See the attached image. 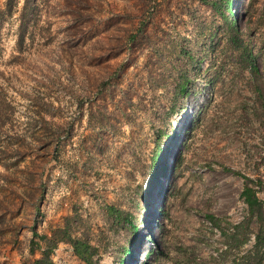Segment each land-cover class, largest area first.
<instances>
[{"label":"rangeland","instance_id":"obj_1","mask_svg":"<svg viewBox=\"0 0 264 264\" xmlns=\"http://www.w3.org/2000/svg\"><path fill=\"white\" fill-rule=\"evenodd\" d=\"M5 1L0 264H31L33 232L49 235L66 216L97 247V264H110L125 234L105 208L140 215L132 159L147 162L154 131L168 125V169L146 196L124 264H246L255 224L234 225L246 216L245 179L264 207V103L253 89L264 92V0H230L234 41L211 4L219 0H33L20 49L22 0L8 12ZM183 71V109L168 116ZM53 249V264H84L66 242Z\"/></svg>","mask_w":264,"mask_h":264},{"label":"trees","instance_id":"obj_2","mask_svg":"<svg viewBox=\"0 0 264 264\" xmlns=\"http://www.w3.org/2000/svg\"><path fill=\"white\" fill-rule=\"evenodd\" d=\"M18 0H6L5 7L7 12L17 4ZM213 9L220 15L223 20L224 26L227 30L228 37L230 41L236 39V29L234 27V18L230 10L231 2L230 0H219V2H211ZM33 9V0H22V4L19 10V20L18 24V41L21 42L22 32L25 28L24 19H26L29 12ZM241 55L243 58L248 60L249 67L251 69L252 75L258 77L257 70L253 65V58L251 52L248 48L247 43L242 44ZM192 60L191 57H189ZM189 79L186 73L180 72L177 74L176 80L173 83L170 97L168 98V105L164 113L166 115H172L174 113H179L183 109V105L180 103V97L186 94V87L188 85ZM259 102L264 103V92L261 85L253 87ZM171 125H168V129L155 130L153 133L152 147L149 153L148 161H142L140 157L135 156L132 159L131 171L140 175L141 181L134 185V194L137 200L141 203L135 202V206L140 215L137 216L127 209L117 207L113 204H109L105 208L106 216L109 219L110 226L114 228H119L124 231V242L119 245L116 249V254L114 260L110 264H124V260L131 255V243L134 239L136 228L139 223L145 217V212L143 211L146 196L149 190L158 182L159 174H165L168 169V164L161 160L163 146L162 143L169 137V129ZM248 179L244 180L243 187L240 191V196L246 205V216L244 219L234 225L237 229L241 226H246L247 223L254 221L255 230L252 231L254 235L253 243L250 249L242 256L246 264H264V207L262 202L257 197L255 191L248 186ZM208 220L212 225L216 226L215 218L212 215L207 216ZM73 216H66L63 219L62 224L55 225L50 234L41 233L36 235L38 237L37 241L30 240L31 245H35L39 248V256L35 257L31 264H53L48 257L50 251L56 245L57 242L63 241L71 246L73 254L84 264H97V261L93 257L97 254V247L91 244L85 234H80L79 236H74L72 234L73 230ZM245 238V237H244ZM40 240L44 243L40 244ZM32 250V247H31Z\"/></svg>","mask_w":264,"mask_h":264},{"label":"crops","instance_id":"obj_3","mask_svg":"<svg viewBox=\"0 0 264 264\" xmlns=\"http://www.w3.org/2000/svg\"><path fill=\"white\" fill-rule=\"evenodd\" d=\"M19 23H20V20H19ZM29 32H30V31L27 30V28H24V31L22 32V39H21V42L17 43V41H18V35H17V33H18V29H16V34H15V37H16V39H15V44H16V46H17L18 49H20V47L23 46V43L25 42L26 37L29 35Z\"/></svg>","mask_w":264,"mask_h":264},{"label":"built area","instance_id":"obj_4","mask_svg":"<svg viewBox=\"0 0 264 264\" xmlns=\"http://www.w3.org/2000/svg\"><path fill=\"white\" fill-rule=\"evenodd\" d=\"M243 201V200H242ZM244 203V201H243ZM245 204V203H244ZM246 206V205H245ZM214 226V225H213ZM215 228L216 226L212 227V229L215 231ZM217 229V228H216ZM218 230V229H217ZM249 240H251V245L253 243V240H254V235L253 233L250 234V237H249ZM251 247V246H250ZM57 251V249H53V252L52 253H55ZM69 251H70V248H69ZM62 261L58 260V264H61ZM56 264V263H55Z\"/></svg>","mask_w":264,"mask_h":264}]
</instances>
